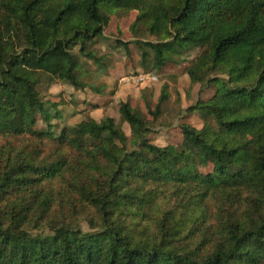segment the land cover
I'll use <instances>...</instances> for the list:
<instances>
[{"label":"trees","instance_id":"16d2710c","mask_svg":"<svg viewBox=\"0 0 264 264\" xmlns=\"http://www.w3.org/2000/svg\"><path fill=\"white\" fill-rule=\"evenodd\" d=\"M122 11L159 38L138 42L143 66L202 51L187 74L216 88L189 109L205 127L157 147L124 102L131 139L90 119L45 157L38 85L84 89L81 58L101 62L91 47ZM0 264H264V0H0Z\"/></svg>","mask_w":264,"mask_h":264},{"label":"rangeland","instance_id":"374dc122","mask_svg":"<svg viewBox=\"0 0 264 264\" xmlns=\"http://www.w3.org/2000/svg\"><path fill=\"white\" fill-rule=\"evenodd\" d=\"M138 12L122 11L110 16V24L104 36L91 47V51L101 60L100 63L81 58L79 75L86 85L82 90L71 84L43 82L38 91L51 113V126L38 116L36 129L51 133L52 138L43 144L45 157L58 156V139L65 128L76 127L81 122L94 119L101 122L107 118L115 119L125 134L131 139L130 125L120 114L121 104L129 102L142 112L148 122V139L157 147L179 146L183 143L181 126L189 124L198 130L206 125L201 111L189 112L199 102H207L216 93L211 83L193 84L187 74L190 64L200 55L196 49L182 58L179 64H168L161 71L153 69V55L147 66H143L142 51L138 42H159L150 35L144 26L132 29ZM128 45H120L118 42ZM215 77L224 75L213 74ZM168 99L162 104L158 117L156 107L161 95ZM56 107H53V105ZM202 171H207L203 169ZM85 231L89 230L83 224Z\"/></svg>","mask_w":264,"mask_h":264}]
</instances>
